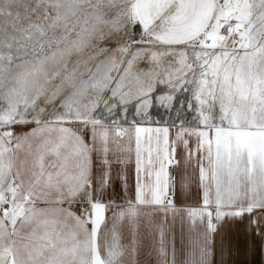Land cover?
<instances>
[{"label": "snow or ice", "instance_id": "6c2138e0", "mask_svg": "<svg viewBox=\"0 0 264 264\" xmlns=\"http://www.w3.org/2000/svg\"><path fill=\"white\" fill-rule=\"evenodd\" d=\"M0 264H264V0H0Z\"/></svg>", "mask_w": 264, "mask_h": 264}]
</instances>
